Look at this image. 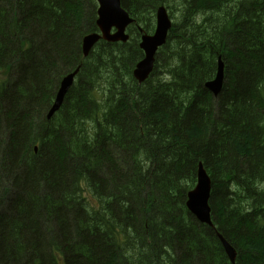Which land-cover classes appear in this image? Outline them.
<instances>
[{"label":"trees","instance_id":"trees-1","mask_svg":"<svg viewBox=\"0 0 264 264\" xmlns=\"http://www.w3.org/2000/svg\"><path fill=\"white\" fill-rule=\"evenodd\" d=\"M165 5L178 16L140 84L136 26ZM122 6L130 41L84 57L96 0H0V264H232L219 234L235 264H264V0ZM199 164L214 227L187 208Z\"/></svg>","mask_w":264,"mask_h":264},{"label":"water","instance_id":"water-1","mask_svg":"<svg viewBox=\"0 0 264 264\" xmlns=\"http://www.w3.org/2000/svg\"><path fill=\"white\" fill-rule=\"evenodd\" d=\"M97 9V27L99 33L87 35L83 39V54L88 57L97 43L101 40L108 43H127L130 36L127 29L134 20L122 6L123 0H96ZM173 27L169 11L165 6L158 8L156 13V29L153 34L145 33L140 29L142 34L140 39V49L144 53V58L137 64L133 71V77L143 84L149 79L155 69L156 57L161 48H163L169 38L170 31ZM80 68L75 72L67 75L60 83L57 96L52 107L47 113L46 118L50 121L62 108L68 92L75 83V78ZM225 80V65L222 58L218 59V69L216 77L206 84V88L217 97L221 92ZM37 151V148H36ZM212 192V181L208 176L202 164H199L197 185L191 190L187 197V208L190 213L202 224L214 227L212 221V212L210 207V198ZM225 252L227 253L232 264H235L236 250L225 240L222 235H218Z\"/></svg>","mask_w":264,"mask_h":264},{"label":"rangeland","instance_id":"rangeland-1","mask_svg":"<svg viewBox=\"0 0 264 264\" xmlns=\"http://www.w3.org/2000/svg\"><path fill=\"white\" fill-rule=\"evenodd\" d=\"M89 5H90V7H92V2H90ZM165 7L168 9L171 19H172L173 21H175V18H176L178 15H177V14H173L172 11H171L166 5H165ZM142 20H144V24L147 25L149 19H142ZM152 23L154 24V30H153V32H154L155 29H156V14H155V18L152 20ZM89 34H90V33H89ZM91 34H93V33H91ZM237 256H238V255H237ZM236 259H237V258H236ZM229 260H230V259H229ZM230 262H231V261H230ZM231 263H232V262H231ZM235 263H236V260H235Z\"/></svg>","mask_w":264,"mask_h":264},{"label":"bare ground","instance_id":"bare-ground-1","mask_svg":"<svg viewBox=\"0 0 264 264\" xmlns=\"http://www.w3.org/2000/svg\"><path fill=\"white\" fill-rule=\"evenodd\" d=\"M170 15V14H169ZM114 44H117V43H114ZM96 47V46H95ZM89 57V56H88ZM78 75V74H77Z\"/></svg>","mask_w":264,"mask_h":264}]
</instances>
